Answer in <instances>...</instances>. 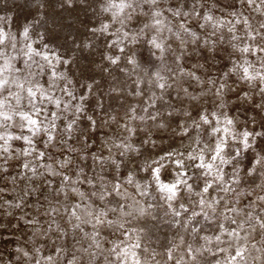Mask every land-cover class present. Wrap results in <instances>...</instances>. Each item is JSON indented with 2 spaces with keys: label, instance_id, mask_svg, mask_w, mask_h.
<instances>
[{
  "label": "clouds",
  "instance_id": "obj_1",
  "mask_svg": "<svg viewBox=\"0 0 264 264\" xmlns=\"http://www.w3.org/2000/svg\"><path fill=\"white\" fill-rule=\"evenodd\" d=\"M0 264H264V0H0Z\"/></svg>",
  "mask_w": 264,
  "mask_h": 264
}]
</instances>
